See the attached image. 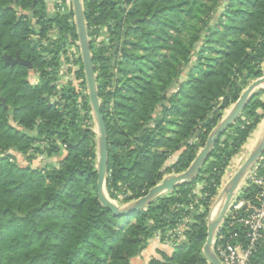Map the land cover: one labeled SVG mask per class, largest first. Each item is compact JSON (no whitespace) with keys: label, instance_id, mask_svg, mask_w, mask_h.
I'll return each instance as SVG.
<instances>
[{"label":"trees","instance_id":"obj_1","mask_svg":"<svg viewBox=\"0 0 264 264\" xmlns=\"http://www.w3.org/2000/svg\"><path fill=\"white\" fill-rule=\"evenodd\" d=\"M83 5L108 137L106 190L125 205L185 172L245 89L264 76V0ZM48 7L46 0H0V264H131L157 237L172 240L174 249L149 264H210L203 251L210 206L264 119V91L193 182L139 213L116 217L98 199L97 135L73 7L53 16ZM104 29L110 44L98 48L92 38ZM70 47L77 51L71 60ZM6 55H19L31 69L7 65ZM69 64L78 66L73 80L86 90L82 100L72 82L60 86ZM46 95L62 102L50 106ZM39 158L60 161L33 168ZM200 182L206 187L196 202ZM185 216L190 220L177 242L172 231ZM252 263L264 264V244Z\"/></svg>","mask_w":264,"mask_h":264},{"label":"water","instance_id":"obj_2","mask_svg":"<svg viewBox=\"0 0 264 264\" xmlns=\"http://www.w3.org/2000/svg\"><path fill=\"white\" fill-rule=\"evenodd\" d=\"M73 12L75 16V25L78 36L77 45L80 49V55L85 73V79L88 89L92 116L95 123V133L97 135V193L99 202L104 208L110 210L116 217H128L145 210L152 202L162 197L164 194L173 192L178 186L193 182L201 173L203 167L208 162L212 151L221 137L227 130L240 118L248 103L257 94V91H264V76L251 82V84L241 94L239 100L231 107L230 111L225 114L221 122L211 132L205 147L199 152L191 166L181 174H172L166 176L163 181L150 190L145 196L129 204L120 205L111 200L106 190V182L108 177L109 153H108V137L107 129L102 115L101 100L99 97V88L97 84V76L93 64V56L91 52V44L88 35V28L85 19L83 0H71ZM135 24L137 23L134 22ZM119 50V44L115 47L114 55ZM6 64L9 66H24L31 69L29 61L22 59L19 55L16 58L6 55ZM116 59H114V64ZM50 106H57L60 98L52 99L48 95L45 96ZM264 155V131L254 149L241 168L233 175L218 194L217 207L220 210L207 220V241L203 251L206 259L210 264H222L214 251L215 239L218 229L223 223L230 204L236 193L246 179L252 169L263 159ZM210 216V214H209Z\"/></svg>","mask_w":264,"mask_h":264},{"label":"built area","instance_id":"obj_3","mask_svg":"<svg viewBox=\"0 0 264 264\" xmlns=\"http://www.w3.org/2000/svg\"><path fill=\"white\" fill-rule=\"evenodd\" d=\"M54 3L56 9L62 13H65L70 6L72 7L71 0H55ZM95 29L96 27L92 28V30ZM104 32H106L105 29L100 31L99 35H93L92 39L97 47L110 44ZM260 162L247 175L218 229L214 251L222 264H253V257L258 248L264 244V165ZM205 187L204 182L196 184L193 191L196 202L202 198ZM190 211H195V208L191 206ZM189 220L190 217L185 216L172 231L177 242L184 239L183 233ZM172 242L170 239L167 241L170 245H173Z\"/></svg>","mask_w":264,"mask_h":264},{"label":"rangeland","instance_id":"obj_4","mask_svg":"<svg viewBox=\"0 0 264 264\" xmlns=\"http://www.w3.org/2000/svg\"><path fill=\"white\" fill-rule=\"evenodd\" d=\"M54 1L55 0H46V2H47V4H48V10H47V12H48V14L50 15V16H53L55 13H56V11L57 10H55L56 9V7H55V3H54ZM188 35V32H184L183 33V35H185V37H186V39H188L189 37V35ZM57 38V36L55 35V34H50V38ZM107 41V40H106ZM99 48V47H98ZM73 52H77L76 51V48H72V47H70L69 48V50H68V53H69V56H70V60H71V57H72V54H73ZM79 55H80V49H79ZM140 54H142V53H140ZM81 56V55H80ZM197 59H195V61H196ZM64 63H65V60H64V62L62 63V66H65L64 65ZM69 67L71 68V69H68V66L67 67H65L66 69H64V72H65V75L66 76H62V82L60 83V86L61 87H64V86H66V85H69V83L70 82H72V84H73V86H75V90H76V93L77 94H79V100H82V97L83 96H85L86 95V90H84L83 88H81V82L80 81H74L75 80V72H76V70H78V66H74V67H71V65L69 64ZM188 71V70H187ZM69 72H71V74L70 75H67V73L69 74ZM186 74L187 73H183L182 74V79H185V77H186ZM59 75H60V73H59ZM61 77V76H60ZM74 79V80H73ZM30 80H31V82L33 83V84H38V82H37V74L36 73H33L32 75H31V78H30ZM259 92H261V91H257V94L259 93ZM88 94V93H87ZM256 94V95H257ZM89 96V95H88ZM57 98H60L59 96H55V98H52L53 100L54 99H57ZM263 99H264V97H263ZM62 102V100L60 99V103ZM231 109V108H230ZM230 109L227 111V113L230 111ZM95 130H96V128H95ZM263 131H264V119H263V121L261 122V124H260V126L258 127V129L253 133V135H252V137H251V140H250V142L245 146V148L243 149V151H242V153L240 154V156H238L236 159H234V161L230 164V166H229V168H228V171H227V175H226V180H225V182H224V186L226 185V183L233 177V175L241 168V166L244 164V162L247 160V158L250 156V154L254 151V149L256 148V146H257V144H258V142H259V140H260V138H261V136H262V133H263ZM12 152H14V151H12ZM57 161H56V164L60 161V158H55ZM47 159L46 158H39L37 161H36V165L37 166H39V167H41V168H44L46 165H47V161H46ZM176 160V158L175 159H171L170 160V164H172L174 161ZM46 164V165H45ZM33 167V166H32ZM33 168H35V167H33ZM217 199H218V197L217 198H215L214 199V201L212 202V204H211V206H210V216H209V218H211L212 217V214H214V212L216 213H218V211L220 210V207L219 208H217ZM219 209V210H218ZM218 210V211H217ZM167 246H170V248L173 250L174 248H173V246H171V245H169V244H167ZM173 252V251H172ZM171 252V253H172ZM151 259H149L148 260V264H149V261H150Z\"/></svg>","mask_w":264,"mask_h":264},{"label":"crops","instance_id":"obj_5","mask_svg":"<svg viewBox=\"0 0 264 264\" xmlns=\"http://www.w3.org/2000/svg\"><path fill=\"white\" fill-rule=\"evenodd\" d=\"M14 155L17 156L18 162L20 165L26 166L27 163L25 161V157L22 156L21 154L17 153L16 151L12 152ZM177 155L173 156L172 159H177ZM47 164L50 163H56V159H50V160H46ZM36 161L33 163V167L35 168H39V166H37ZM46 165V164H45ZM170 245V244H169ZM160 252H164V253H168L171 254L172 249L170 248V246H167L166 243H163L160 238H154L149 242L148 248L142 253V255L140 257L134 258L131 261V264H148V260L152 259V258H157L160 259Z\"/></svg>","mask_w":264,"mask_h":264},{"label":"bare ground","instance_id":"obj_6","mask_svg":"<svg viewBox=\"0 0 264 264\" xmlns=\"http://www.w3.org/2000/svg\"><path fill=\"white\" fill-rule=\"evenodd\" d=\"M218 208V207H217ZM216 213L214 212V215H215Z\"/></svg>","mask_w":264,"mask_h":264},{"label":"flooded vegetation","instance_id":"obj_7","mask_svg":"<svg viewBox=\"0 0 264 264\" xmlns=\"http://www.w3.org/2000/svg\"><path fill=\"white\" fill-rule=\"evenodd\" d=\"M120 47V46H119ZM118 52H119V50H118Z\"/></svg>","mask_w":264,"mask_h":264}]
</instances>
